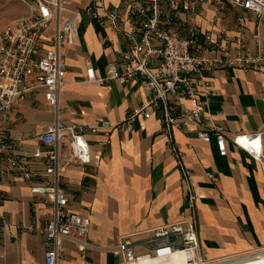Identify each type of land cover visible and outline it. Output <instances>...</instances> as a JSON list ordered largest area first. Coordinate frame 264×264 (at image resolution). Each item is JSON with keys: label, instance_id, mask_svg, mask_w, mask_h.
Returning a JSON list of instances; mask_svg holds the SVG:
<instances>
[{"label": "crops", "instance_id": "crops-1", "mask_svg": "<svg viewBox=\"0 0 264 264\" xmlns=\"http://www.w3.org/2000/svg\"><path fill=\"white\" fill-rule=\"evenodd\" d=\"M71 1L73 5L79 2ZM19 6L21 14L6 24L25 15L26 7L21 3ZM214 9L210 3L199 7L195 23L202 30H221L231 37L241 35L250 51L264 49V23H258L253 13L232 6ZM240 16L243 27L238 23ZM76 29L75 42L66 51L65 84L59 96L61 118L86 125L99 119L118 122L138 109L151 92L141 85V76L126 84L109 79V63L121 67L117 51L126 46L119 33L102 28L85 13L77 18ZM257 30L259 45L253 39ZM104 37L109 40L104 41ZM87 66L93 67L104 83L87 81ZM200 77L202 81L196 78L198 99L175 102L169 97L171 111L192 108L206 100L202 122L212 117L229 135L261 133L264 162V72L225 68L202 71ZM208 91L211 94L205 96ZM71 109L75 114H70ZM22 110L25 121L15 130L26 137L41 131L53 118L41 92L29 94ZM163 116L160 105L151 110L148 119L139 117L132 132L113 131L104 152L98 145L103 137L87 135L93 159L99 157V161L87 168L85 179L81 168L65 169L63 188L69 210L90 219L87 240L91 248L82 257L74 243L64 242L60 264H122L111 251L121 237L133 235L135 253H146L144 243L151 238L148 230L189 214L172 146L181 152V164L192 172L199 196L196 227L205 257L236 261L264 252V166L231 141L227 142L226 155L221 156L214 136L204 142L195 131L186 133L174 128L167 134L163 131ZM33 145V140L26 139L22 149L29 152ZM207 172L213 177L208 178ZM30 184L0 172V264H44L43 238L36 230L45 223L50 208L31 191ZM241 262L238 264H258L264 262V255Z\"/></svg>", "mask_w": 264, "mask_h": 264}, {"label": "built area", "instance_id": "built-area-1", "mask_svg": "<svg viewBox=\"0 0 264 264\" xmlns=\"http://www.w3.org/2000/svg\"><path fill=\"white\" fill-rule=\"evenodd\" d=\"M15 1L27 11L0 30V172L30 182L31 191L50 208L45 223L36 230L43 238L44 264H60L66 241L74 243L82 257L91 248L87 240L90 219L69 210L63 188L65 169L81 168L85 179L87 168L99 161V157L93 159L88 134L103 137L98 145L104 152L113 131L132 132L139 117L148 119L151 110L162 105L165 133L174 128L186 133L195 131L204 142L214 136L221 156L226 155L227 142L231 141L264 166L261 133L229 135L212 117L202 122L206 100L192 108L180 107L175 113L169 108V97L175 102L198 99L196 78L202 81V71L240 68L264 72V49L250 51L241 35L231 37L221 30L213 33L195 23L203 3H210L215 11L237 7L264 23V0H79L76 5L71 0ZM82 13L125 39V49L117 51L121 67L110 62L109 79L126 84L141 76V85L151 92L138 109L115 123L99 119L86 125L61 118L59 96L65 84L66 51L75 42L76 20ZM243 21L238 17L240 27ZM260 37L257 30L253 35L257 45ZM206 53L211 56H204ZM86 79L99 84L105 81L96 77L91 66L86 67ZM38 92L52 109L53 118L41 131L26 137L15 129L25 121L22 105L27 96ZM208 92L205 96L211 94ZM70 114L75 111L71 109ZM26 139L34 141L29 152L22 149ZM257 141L256 146L253 142ZM244 143L250 148L246 149ZM171 152L180 165L189 214L148 230L151 238L144 243L146 253H135L133 235L121 237L112 253L122 264H229L231 260H210L201 252L195 217L199 196L192 172L181 164V152L175 146ZM206 175L213 177L210 172Z\"/></svg>", "mask_w": 264, "mask_h": 264}, {"label": "rangeland", "instance_id": "rangeland-1", "mask_svg": "<svg viewBox=\"0 0 264 264\" xmlns=\"http://www.w3.org/2000/svg\"><path fill=\"white\" fill-rule=\"evenodd\" d=\"M21 7L19 6V2L15 0H0V30L2 27L13 17H17L21 14ZM261 255H264L263 253L255 254L253 256H249L246 258H255L259 257ZM244 258V259H246ZM244 259L236 260V261H230L229 264H238V262H241ZM242 263V262H241ZM256 264V263H254ZM258 264H264V262L258 263Z\"/></svg>", "mask_w": 264, "mask_h": 264}, {"label": "bare ground", "instance_id": "bare-ground-1", "mask_svg": "<svg viewBox=\"0 0 264 264\" xmlns=\"http://www.w3.org/2000/svg\"><path fill=\"white\" fill-rule=\"evenodd\" d=\"M253 144L257 146V145H258V142H257V143H256V142H253ZM245 147H246V149H249V148H250V147L248 146V144L245 145ZM178 260H179V257L176 256L175 261H178Z\"/></svg>", "mask_w": 264, "mask_h": 264}]
</instances>
